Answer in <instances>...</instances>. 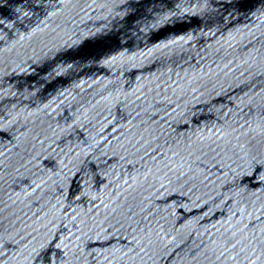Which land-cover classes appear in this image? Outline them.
Returning a JSON list of instances; mask_svg holds the SVG:
<instances>
[{
  "label": "water",
  "instance_id": "95a60500",
  "mask_svg": "<svg viewBox=\"0 0 264 264\" xmlns=\"http://www.w3.org/2000/svg\"><path fill=\"white\" fill-rule=\"evenodd\" d=\"M0 264H264V0H0Z\"/></svg>",
  "mask_w": 264,
  "mask_h": 264
}]
</instances>
